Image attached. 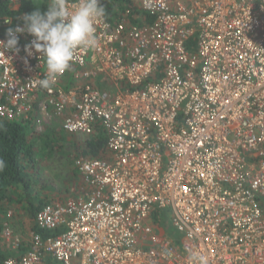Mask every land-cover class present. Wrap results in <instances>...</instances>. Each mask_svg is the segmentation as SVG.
Wrapping results in <instances>:
<instances>
[{"label":"built area","instance_id":"2783aa9c","mask_svg":"<svg viewBox=\"0 0 264 264\" xmlns=\"http://www.w3.org/2000/svg\"><path fill=\"white\" fill-rule=\"evenodd\" d=\"M131 1L142 24L131 8L106 17L98 46L77 49L49 89L40 54L25 51L32 36L0 50V120L43 114L73 137L107 138L105 157H75V196L37 212L34 226L58 235L32 230L2 264H192L190 252L264 264V0ZM20 20L0 16V41ZM159 210L179 244L156 242ZM1 238L25 242L9 223Z\"/></svg>","mask_w":264,"mask_h":264},{"label":"trees","instance_id":"16d2710c","mask_svg":"<svg viewBox=\"0 0 264 264\" xmlns=\"http://www.w3.org/2000/svg\"><path fill=\"white\" fill-rule=\"evenodd\" d=\"M19 2L21 3L20 10L13 12L11 10L13 3L0 1V16L15 14L14 18L17 20L18 13H30L37 8L43 10L46 8L48 0L35 3ZM102 4L106 9V17L112 22H116L127 8L133 9L131 18L135 24L140 26L143 22L138 18L137 14L140 12L134 10L131 0H103ZM141 16L144 18V14L141 13ZM20 21L22 22V19ZM191 44L194 45V41ZM2 102L3 98L0 97V104ZM63 133L66 135L64 130H55V128L48 131L46 129L42 134L38 133L34 120H0V160L3 161V165L0 166V238L6 223H9L13 229L15 228L12 221L17 217V214L9 216L12 209H19L20 216L25 214L30 221H34L37 212L50 203L42 199L38 191L35 190V186L39 184H41L39 186L45 187L35 169L37 143L40 142L41 146L54 153L55 150H61L65 146V139L69 141V138H66ZM106 143L105 133L98 130L94 136L88 138L83 147L76 146V150L79 151L77 155L102 157V154L106 152ZM151 224L156 227L161 239L171 240L175 244L180 243L181 236L172 228L167 212L155 211L151 216ZM32 230L43 237L58 235V232L43 231L35 226ZM27 249L28 245L25 242L20 244L17 250L0 244V264L11 256L19 259Z\"/></svg>","mask_w":264,"mask_h":264},{"label":"clouds","instance_id":"9594fccd","mask_svg":"<svg viewBox=\"0 0 264 264\" xmlns=\"http://www.w3.org/2000/svg\"><path fill=\"white\" fill-rule=\"evenodd\" d=\"M106 9L101 0H77L69 6L68 0H48L46 8H37L23 14L22 25L17 24L6 30V40L0 41V50L19 52V35L33 37L25 51L40 54L46 72L38 84L44 89L53 86L59 77L72 70L77 49H95L98 44L97 28L106 20ZM5 23H10L5 19ZM3 161L0 160V166ZM192 264H202V258L189 254Z\"/></svg>","mask_w":264,"mask_h":264},{"label":"rangeland","instance_id":"374dc122","mask_svg":"<svg viewBox=\"0 0 264 264\" xmlns=\"http://www.w3.org/2000/svg\"><path fill=\"white\" fill-rule=\"evenodd\" d=\"M47 114V113H45ZM48 115H40L38 122L36 123V130L38 133H44L47 127L52 126L55 130L60 131L63 129L60 127L58 121H52L47 118ZM69 138V141L65 139V146L61 150H55L54 153L50 152L47 148L41 146V143H37V151L35 154L36 162L35 169L36 174L40 177L44 184V188L35 186V190L38 191L42 199L48 202H60L63 203L67 200L68 190L78 184L80 178L76 175V168L74 165L75 157L78 156V150L76 146L80 148L84 146L87 138L73 137L71 135H65ZM13 214H17V217L12 221L14 225V231L18 233L25 243L30 239L32 234V228L34 221L22 214L20 216L19 209H12ZM156 242L161 241L160 235H155ZM0 244L5 246L3 240L0 238Z\"/></svg>","mask_w":264,"mask_h":264},{"label":"crops","instance_id":"0c3cea01","mask_svg":"<svg viewBox=\"0 0 264 264\" xmlns=\"http://www.w3.org/2000/svg\"><path fill=\"white\" fill-rule=\"evenodd\" d=\"M15 6V7H14ZM20 8H21V3L19 2H17L15 5H13V8L11 9L13 12H18L19 10H20ZM9 16H12V15H9ZM15 16V14L13 15V17ZM23 16V14L21 13V14H19L18 13V16L17 17H22ZM146 18V17H145ZM147 19V18H146ZM52 129V126H50V127H47V131L48 130H51ZM64 134V133H63ZM87 140H88V138H87ZM82 152V151H81ZM107 152H105V153H103L102 154V157H99V158H103V157H105L107 154H106ZM81 154V153H80ZM76 171V175H77V177H79L80 178V175H79V173H78V171L77 170H75ZM80 182H81V178H80V180H79V182H78V184L76 185V186H74V187H71L70 186V188H69V190H68V198H71V197H73V196H75V194H76V191L75 190H77L78 189V187H79V185H80ZM67 198V199H68ZM12 257V256H11Z\"/></svg>","mask_w":264,"mask_h":264}]
</instances>
